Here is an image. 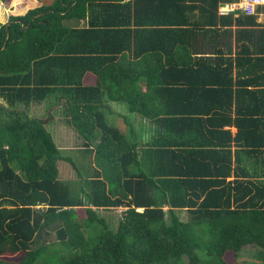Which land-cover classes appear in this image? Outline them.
<instances>
[{"label": "trees", "instance_id": "16d2710c", "mask_svg": "<svg viewBox=\"0 0 264 264\" xmlns=\"http://www.w3.org/2000/svg\"><path fill=\"white\" fill-rule=\"evenodd\" d=\"M238 1L52 0L0 24V264H243L246 246L264 264V28L232 45L264 5L218 14ZM49 95L85 177L54 112L20 109ZM105 99L142 131L107 119ZM61 160L79 180L59 177ZM113 209L115 229L99 214Z\"/></svg>", "mask_w": 264, "mask_h": 264}, {"label": "rangeland", "instance_id": "374dc122", "mask_svg": "<svg viewBox=\"0 0 264 264\" xmlns=\"http://www.w3.org/2000/svg\"><path fill=\"white\" fill-rule=\"evenodd\" d=\"M52 0H14L12 5L13 8L4 7L0 2V24H5L8 20V16L13 14L14 12H20L25 8H36L42 5L44 2H50ZM3 11V13H2ZM0 105H4L8 107L7 102L0 98ZM20 109L25 110L31 116L35 118L46 117L48 112L53 113L54 118L52 125L49 126L51 134L57 143L60 154L62 158H72L74 163L77 165L79 170L82 173V176L85 177V173L89 171V162L90 157L84 154V149L82 147V143L79 138L76 136L75 132L71 127L66 125L63 115V108L59 106V101H57L56 97L53 95H49L46 99L41 102L31 103L29 106H20ZM128 116V113H126ZM129 122L133 120L134 127L137 129L139 126L137 125L140 122V127L144 126L143 120L138 116H132L128 118ZM114 124H117L119 127L124 128L123 131L128 132L127 125L123 122L121 118H115L113 121ZM51 124V123H50ZM140 134V133H139ZM58 169H59V177L63 178V180H72L77 181L79 177L77 176V172L72 168V166L66 161H58ZM100 216L105 217L111 228L115 229L117 222L120 218L119 209L110 210V212H100ZM80 217H84L83 212H79ZM260 254V250L253 246L244 247L240 254L239 259L243 264H255L257 261L260 263L256 257ZM256 261V262H255Z\"/></svg>", "mask_w": 264, "mask_h": 264}, {"label": "crops", "instance_id": "0c3cea01", "mask_svg": "<svg viewBox=\"0 0 264 264\" xmlns=\"http://www.w3.org/2000/svg\"><path fill=\"white\" fill-rule=\"evenodd\" d=\"M262 5H264V2L262 3ZM239 13H235L234 14V17H238ZM257 23L259 25H261L260 27L258 28H251V27H244V28H237L236 26H232V30H233V40H232V45L234 46L235 43H234V33L236 32V30H240V29H245L246 31H248L249 33L253 30H261L264 28V12H260L258 15H257ZM85 23L84 22H81L80 26H84ZM257 32V31H256ZM251 35V33H250ZM257 36V33H254L253 35V38ZM129 56V55H128ZM83 84H89L90 86H94L96 84V78L94 76H92L90 73H87L85 75V77L83 78ZM105 104L106 106L109 108V109H105V110H102V112L104 114H106V117L107 119H110L111 122H113L115 120V118H121L123 120V122H125V118L124 117H132L133 115H130L126 106L123 104V103H119V102H108L106 99H105ZM126 113H128V116L126 115ZM139 127L137 129H135L134 127V123H133V128L135 129L136 132H140L142 131L141 130V127L139 125V123L137 124ZM120 129L123 131L124 128H121ZM231 131L233 133H235V129L234 128H231Z\"/></svg>", "mask_w": 264, "mask_h": 264}, {"label": "built area", "instance_id": "2783aa9c", "mask_svg": "<svg viewBox=\"0 0 264 264\" xmlns=\"http://www.w3.org/2000/svg\"><path fill=\"white\" fill-rule=\"evenodd\" d=\"M263 2L264 0H239L238 2L225 3L219 6L218 14L220 16H227L235 13L254 15L256 8L262 5Z\"/></svg>", "mask_w": 264, "mask_h": 264}, {"label": "water", "instance_id": "95a60500", "mask_svg": "<svg viewBox=\"0 0 264 264\" xmlns=\"http://www.w3.org/2000/svg\"><path fill=\"white\" fill-rule=\"evenodd\" d=\"M6 24V26H8L9 25V23H5ZM22 30L24 31V30H26V28H22Z\"/></svg>", "mask_w": 264, "mask_h": 264}, {"label": "bare ground", "instance_id": "6f19581e", "mask_svg": "<svg viewBox=\"0 0 264 264\" xmlns=\"http://www.w3.org/2000/svg\"><path fill=\"white\" fill-rule=\"evenodd\" d=\"M117 1V0H116ZM104 3V2H103ZM118 5V4H117ZM106 8V7H105ZM1 96V95H0ZM2 97V96H1ZM4 98V97H3ZM4 106V105H3Z\"/></svg>", "mask_w": 264, "mask_h": 264}]
</instances>
